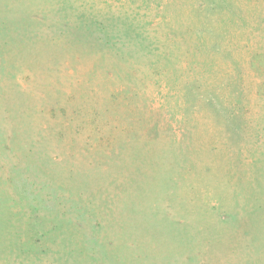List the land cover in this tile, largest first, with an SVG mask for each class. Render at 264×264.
Returning a JSON list of instances; mask_svg holds the SVG:
<instances>
[{"label":"rangeland","instance_id":"374dc122","mask_svg":"<svg viewBox=\"0 0 264 264\" xmlns=\"http://www.w3.org/2000/svg\"><path fill=\"white\" fill-rule=\"evenodd\" d=\"M0 264H264V0H0Z\"/></svg>","mask_w":264,"mask_h":264},{"label":"trees","instance_id":"16d2710c","mask_svg":"<svg viewBox=\"0 0 264 264\" xmlns=\"http://www.w3.org/2000/svg\"><path fill=\"white\" fill-rule=\"evenodd\" d=\"M132 19L134 20V19H135V17H131V18H130V20H132ZM128 20H129V18H128ZM138 27H139V26H138ZM76 42H77V41H76ZM76 42H75V43H76Z\"/></svg>","mask_w":264,"mask_h":264}]
</instances>
